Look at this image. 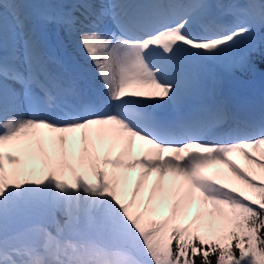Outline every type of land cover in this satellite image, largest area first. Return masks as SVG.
<instances>
[{
  "label": "snow or ice",
  "instance_id": "1",
  "mask_svg": "<svg viewBox=\"0 0 264 264\" xmlns=\"http://www.w3.org/2000/svg\"><path fill=\"white\" fill-rule=\"evenodd\" d=\"M257 57L264 0H0V264H264V97L207 71Z\"/></svg>",
  "mask_w": 264,
  "mask_h": 264
},
{
  "label": "bare ground",
  "instance_id": "2",
  "mask_svg": "<svg viewBox=\"0 0 264 264\" xmlns=\"http://www.w3.org/2000/svg\"><path fill=\"white\" fill-rule=\"evenodd\" d=\"M51 27V29H48V39L49 42L52 44L53 49H54V54L61 60H66V53L64 51L63 48L60 47V44L58 42V38L55 34L54 31V27L53 26H49ZM61 37H63V33L60 34ZM69 51H71V45H69ZM79 58V57H78ZM259 80V79H258ZM262 82H256V80H252V81H240V82H235L234 80H231V82L229 83L227 92H225V95H229L230 97H232L233 99L236 98H243L247 101V103H249L248 101L251 99L253 100L257 94H259V91L261 90L262 87ZM23 115L27 116L28 113L27 111L23 112ZM234 156V154H233ZM234 158H236L234 156ZM243 160V158H242ZM245 162L243 161V164ZM211 166H209L210 168ZM209 171V169H208ZM86 179H90L93 180L94 178L91 176H86Z\"/></svg>",
  "mask_w": 264,
  "mask_h": 264
},
{
  "label": "rangeland",
  "instance_id": "3",
  "mask_svg": "<svg viewBox=\"0 0 264 264\" xmlns=\"http://www.w3.org/2000/svg\"><path fill=\"white\" fill-rule=\"evenodd\" d=\"M226 19H231L230 17H227ZM49 30L51 29V27H49L48 28ZM207 71L209 72V74H212V73H214V74H216V75H220V76H225L226 77V89H225V92H227V89H228V86H229V83L231 82V80H234L235 82H240V80H237V79H234V78H232L231 77V80H229L228 78H229V76L227 75V73L225 72V70H223V68L222 67H220V66H218V65H210L209 67H208V69H207ZM237 73V72H236ZM246 73H249V72H239V74H241V75H243V76H246L247 74ZM238 74V73H237ZM237 74H233L232 76H238ZM258 76H260L261 77V80H264V74H258ZM259 77V78H260ZM256 80V82H259L260 80H258V79H255ZM261 82V81H260ZM262 84V83H261ZM227 97H230L229 95H226ZM262 97H264V84H263V87H262V89L260 90V92H259V94L255 97V99L252 101V102H259L260 101V99L262 98ZM231 100H233L234 101V103H238V104H240L241 103V101H245V103L244 104H247V101L245 100V99H243V98H240V99H238V98H236V99H233L232 97H230V101ZM240 102V103H239ZM234 156L236 157V158H234ZM234 156L232 155V157L231 158H233L234 160H236V162L238 163V164H241V166H244V164H243V160H242V157H240L238 154H234ZM217 167H222V166H218V165H211V167L209 168V171H214L215 170V168H217ZM90 180V179H89ZM91 181V180H90ZM158 219L160 218V217H157Z\"/></svg>",
  "mask_w": 264,
  "mask_h": 264
},
{
  "label": "trees",
  "instance_id": "4",
  "mask_svg": "<svg viewBox=\"0 0 264 264\" xmlns=\"http://www.w3.org/2000/svg\"><path fill=\"white\" fill-rule=\"evenodd\" d=\"M256 67L258 69H264V60H261L259 57L256 58Z\"/></svg>",
  "mask_w": 264,
  "mask_h": 264
}]
</instances>
